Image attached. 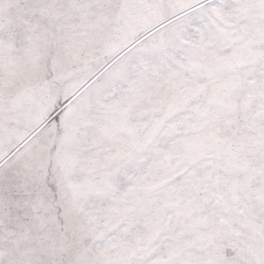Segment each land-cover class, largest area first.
Segmentation results:
<instances>
[{"label": "snow or ice", "instance_id": "obj_1", "mask_svg": "<svg viewBox=\"0 0 264 264\" xmlns=\"http://www.w3.org/2000/svg\"><path fill=\"white\" fill-rule=\"evenodd\" d=\"M0 264H264V0H0Z\"/></svg>", "mask_w": 264, "mask_h": 264}]
</instances>
